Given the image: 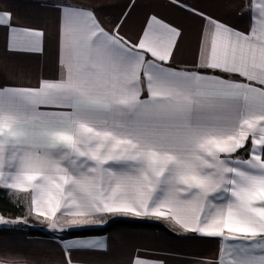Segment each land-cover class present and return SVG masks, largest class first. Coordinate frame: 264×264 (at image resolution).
Here are the masks:
<instances>
[{
	"label": "snow or ice",
	"instance_id": "snow-or-ice-1",
	"mask_svg": "<svg viewBox=\"0 0 264 264\" xmlns=\"http://www.w3.org/2000/svg\"><path fill=\"white\" fill-rule=\"evenodd\" d=\"M178 6L205 20L195 70L168 63L181 32L156 16L132 44L95 8L60 7L57 77L0 84V191L29 193L54 231L107 215L167 220L178 234L220 238L213 264H264V0H244L247 32ZM0 28L9 52L44 51L45 31L3 7ZM106 250L73 241L64 264ZM150 255L138 250L132 264H164ZM0 264L25 262L0 254Z\"/></svg>",
	"mask_w": 264,
	"mask_h": 264
},
{
	"label": "crops",
	"instance_id": "crops-1",
	"mask_svg": "<svg viewBox=\"0 0 264 264\" xmlns=\"http://www.w3.org/2000/svg\"><path fill=\"white\" fill-rule=\"evenodd\" d=\"M66 3H83L95 8L101 26L111 31L119 24V35L132 44L139 41L151 16H156L176 27L181 35L168 63L178 70L184 68L195 70L201 34L205 30L204 19L178 5H186L187 8L203 12L238 31L247 32L249 29V14L243 11L244 0H177L175 4L170 0H3L0 7L12 12L14 22L18 26L43 29L46 39L42 53L9 52L7 30L0 28V62L12 71L10 77L0 76V84L34 87L41 78L57 77L62 25L60 7ZM40 110L47 109L41 106ZM7 194L22 206L27 205L23 208L25 213L28 210L34 215L31 211L29 193L12 191ZM22 195L27 198V203H22L20 199ZM57 215L59 217V213ZM0 216L5 220L24 223L22 220L12 219L13 217L9 215L0 213ZM105 217H112L114 220L129 216ZM157 221L172 224L167 220ZM171 226L178 227L174 224ZM35 228L44 231L38 228V225ZM49 234L48 236L16 234L0 237V254L18 257L25 264H64L65 253L62 248L66 244L100 239L106 242V251H74L71 253L72 264H132L138 250L141 256L147 251L151 253L148 259L163 261L164 264H213L222 243L220 238L201 237L194 233L171 236L157 229L129 227H119L103 235L70 237L61 236L56 231Z\"/></svg>",
	"mask_w": 264,
	"mask_h": 264
},
{
	"label": "trees",
	"instance_id": "trees-1",
	"mask_svg": "<svg viewBox=\"0 0 264 264\" xmlns=\"http://www.w3.org/2000/svg\"><path fill=\"white\" fill-rule=\"evenodd\" d=\"M0 213L3 215H9L14 217L18 214H23V206L21 203L14 201L5 191H0ZM119 227L129 228H145V229H157L161 230L171 236L189 235V233L178 234L173 231V228L169 224L162 223L157 220L137 218V217H119L111 220L103 227L87 228L81 230L66 231L67 236H86V235H103L107 234ZM29 235V236H48L49 233L36 229V228H20V227H0V237L10 235Z\"/></svg>",
	"mask_w": 264,
	"mask_h": 264
},
{
	"label": "rangeland",
	"instance_id": "rangeland-1",
	"mask_svg": "<svg viewBox=\"0 0 264 264\" xmlns=\"http://www.w3.org/2000/svg\"><path fill=\"white\" fill-rule=\"evenodd\" d=\"M20 199H21V201H23L22 203H25L26 200H27V198L25 196H23V195L20 196ZM24 207H27V205H24L23 208ZM12 219L22 220L24 223H22V224H19L18 222L13 223L10 220H7V221H9V223L0 224V227H20V228H32L33 229V228H35L38 225V228L43 229L46 232L50 233V232H55L56 231L62 236V235H67L66 231H70V230H81V229H87V228L103 227L104 225L107 224V222L109 223L113 218L112 217L111 218L104 217L103 218V223H101V224L88 226V227H84V228L65 229L64 231H59V230H55L54 231V230H52L51 228L48 227L46 222H42V218L38 219L36 216L32 215L28 210H27L26 213L24 212L22 215L21 214L15 215ZM26 222H27V224H26ZM33 223H36L35 224L36 226ZM28 224L31 225V226H29ZM70 237H72V236H70Z\"/></svg>",
	"mask_w": 264,
	"mask_h": 264
}]
</instances>
